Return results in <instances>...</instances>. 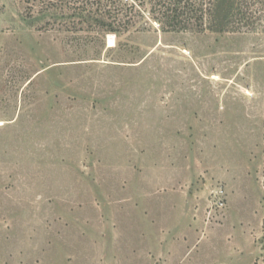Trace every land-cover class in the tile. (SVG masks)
<instances>
[{
    "label": "rangeland",
    "instance_id": "rangeland-1",
    "mask_svg": "<svg viewBox=\"0 0 264 264\" xmlns=\"http://www.w3.org/2000/svg\"><path fill=\"white\" fill-rule=\"evenodd\" d=\"M26 1L0 0V264H264V29Z\"/></svg>",
    "mask_w": 264,
    "mask_h": 264
},
{
    "label": "trees",
    "instance_id": "trees-1",
    "mask_svg": "<svg viewBox=\"0 0 264 264\" xmlns=\"http://www.w3.org/2000/svg\"><path fill=\"white\" fill-rule=\"evenodd\" d=\"M68 0H27L28 4H40L43 8L66 5ZM82 2L77 17L82 21L100 19V31L121 35L136 27V19L148 12L149 19L157 22L164 32L196 30L218 31L216 7L221 0H76ZM97 4L96 11H87V6ZM235 19L230 22L233 30L243 24L255 31L264 29V0H235ZM257 28V29H256ZM113 37V36H112ZM264 152V149H263ZM264 173V171H263ZM258 264V261H256Z\"/></svg>",
    "mask_w": 264,
    "mask_h": 264
},
{
    "label": "water",
    "instance_id": "water-1",
    "mask_svg": "<svg viewBox=\"0 0 264 264\" xmlns=\"http://www.w3.org/2000/svg\"><path fill=\"white\" fill-rule=\"evenodd\" d=\"M114 39V38H113Z\"/></svg>",
    "mask_w": 264,
    "mask_h": 264
}]
</instances>
